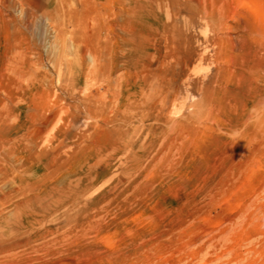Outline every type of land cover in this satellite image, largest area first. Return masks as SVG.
Here are the masks:
<instances>
[{
	"label": "rangeland",
	"instance_id": "1",
	"mask_svg": "<svg viewBox=\"0 0 264 264\" xmlns=\"http://www.w3.org/2000/svg\"><path fill=\"white\" fill-rule=\"evenodd\" d=\"M84 3L88 10L81 0H0V140H7L2 152L22 159L30 155L20 137L29 120L41 114L51 116L41 138L74 116L77 130L85 128L81 145L98 144L90 142L94 129L82 126L85 110L69 100L64 85L76 73L77 45L83 41L87 49L97 47L103 57H113L118 66L115 78L121 89H115L114 97L127 81L143 80V100L166 96L161 113L184 116L186 128L168 146L167 158H158L147 175L120 169L106 177L97 203L86 208L85 221L62 223L57 239L45 236L24 248L26 229L1 225L0 246L10 247L0 252V264H264V125L255 120L264 100V38L238 22L239 17L257 20L252 0H216L214 19L207 22L204 15L210 12L183 8H170L167 19L160 0H150L154 15L148 21L157 27L153 34L169 63L164 70L147 72L134 60L123 63L141 31L131 4ZM27 5L38 14L66 20L65 38L77 42L54 56L53 67L44 64L52 53L19 25L18 10ZM90 28L103 31L88 42L84 31ZM183 48L193 60L180 67L177 56ZM59 65L64 69L55 84L53 72ZM216 70L220 78L209 82L212 97L207 99L202 77ZM146 102L135 111L145 109ZM68 141L62 149H72ZM23 196L10 184L0 189V222L11 218ZM96 227L101 229L97 236ZM88 228H93L86 235L90 239L82 242L77 234ZM63 230L76 238H65ZM109 244L115 245L116 256L104 255Z\"/></svg>",
	"mask_w": 264,
	"mask_h": 264
},
{
	"label": "bare ground",
	"instance_id": "2",
	"mask_svg": "<svg viewBox=\"0 0 264 264\" xmlns=\"http://www.w3.org/2000/svg\"><path fill=\"white\" fill-rule=\"evenodd\" d=\"M125 1L131 4V14L141 31L135 35L126 57L123 56V63L134 60L137 65L142 64L146 72L153 68L164 70L169 59L161 51L158 38L153 34L157 27L148 21V18L154 15L149 8L150 0ZM84 2L85 0H81L85 10H88L89 7ZM215 2L216 0H160V7L167 19L170 8L179 11L183 8L187 12H210L204 15L208 17L203 16L206 21L214 19L211 9ZM250 8L257 20L239 17L238 22L264 38V0H252ZM18 11L19 25L38 40L46 52L52 53L53 59L46 60V66H55L54 56L60 57L62 53L76 46V40L67 41L65 38L66 20L60 21L50 15L38 14L35 7L29 5ZM101 29L97 30L98 32L91 28L85 30L88 42L100 37L103 28ZM77 50L78 68L74 76L66 78L64 85L69 100L75 101V104L85 110L82 126L87 130L94 129L90 142L96 141L98 144L95 147H90L91 144L81 145L85 140V128L77 130L79 128L74 116L70 120L65 118L58 127L53 126V132L41 138L51 122V116L45 114L31 118L25 135L20 137L22 143L32 150L25 158L4 154L2 145L7 140H0V187L10 184V188L24 195L15 204L11 218L3 217L0 226L11 228L16 225L19 229L25 228L26 234L22 239L24 248L45 236L50 237L52 241L57 239L62 223L81 225L89 215L86 208L89 209L97 203L95 199L100 195V188L106 177L114 175L120 169L130 174L138 172L147 175L156 165L158 158H167L169 153L165 154V151L168 146L176 137H180L181 130L186 128L184 116L167 118L161 113L159 106L166 96L160 95L147 102L143 100V80L127 81L124 91L114 97V91L118 90L120 85L115 78L118 66L113 57H103L102 51L97 47L87 49L84 41L77 45ZM192 58L183 48L177 56V63L180 67L187 66ZM62 69L64 67L59 65L53 72L55 84L60 79ZM206 77H202V84L203 94L207 98L212 97L208 84L220 78L219 70ZM102 83L106 86L105 91L100 90ZM256 91H259L258 88ZM251 95L255 100L256 95ZM141 102H146L148 106L141 112L135 111ZM263 102L264 100L258 104L260 110L255 116L257 125H264ZM14 105L19 106L16 103ZM65 139H69L68 143L73 146L71 150L62 149L67 145L64 143ZM91 231L93 228L84 229L77 236L84 242L89 238L86 235ZM94 232L97 236L101 232L100 227H96ZM63 235L65 238H76L71 230H63ZM51 240L49 242H52ZM140 243L143 245L144 242L139 241ZM9 247L7 243L0 246V252L8 251ZM116 250L115 245L109 244L103 252L104 255L116 256Z\"/></svg>",
	"mask_w": 264,
	"mask_h": 264
}]
</instances>
